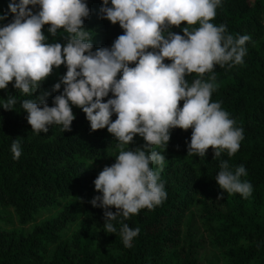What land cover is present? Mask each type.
<instances>
[{"label":"trees","instance_id":"trees-1","mask_svg":"<svg viewBox=\"0 0 264 264\" xmlns=\"http://www.w3.org/2000/svg\"><path fill=\"white\" fill-rule=\"evenodd\" d=\"M7 3L0 0V11L7 9ZM86 4L90 11L83 27L92 33L93 48L110 46L123 30L101 18V0ZM211 22L225 24L234 37L250 36L243 64L214 67L217 88L210 97L243 129V139L231 157L226 151L213 156L211 146L204 157H197L187 152L191 129L172 128L166 148H156L165 158L159 176L166 199L126 220L118 218L140 229L130 248L123 246L118 232L103 231L102 209L88 203L99 194L93 185L95 176L114 162L111 156L118 152L112 134L106 127L90 131L76 106L68 130L53 124L47 132L34 133L21 109L20 100L34 99L42 91L49 93L45 100L52 106V96L59 90L52 91L51 85L65 66L53 68L32 96L14 89L11 81L0 89V99L8 95L17 99L14 109L0 107V264H264V0H222ZM47 27L42 31L49 42L63 43L60 35L48 34ZM171 30L182 34L180 27ZM194 76L187 77L189 82ZM13 139L20 142L17 159L10 151ZM137 139L143 138L134 135L128 147L141 146ZM220 159L228 160L232 168L245 167L247 175L242 179L253 186L247 198L217 185L214 176ZM61 202L56 215L24 229L38 210H57ZM83 205L86 221L65 238L61 232L77 220ZM109 209L115 211L114 206ZM113 223L119 228L117 221Z\"/></svg>","mask_w":264,"mask_h":264},{"label":"clouds","instance_id":"clouds-1","mask_svg":"<svg viewBox=\"0 0 264 264\" xmlns=\"http://www.w3.org/2000/svg\"><path fill=\"white\" fill-rule=\"evenodd\" d=\"M221 4L222 0H101V18L118 23L123 32L110 46L96 48L92 33L83 27L90 11L86 0H8L7 9L0 11V21L12 14L0 25V89L11 81L14 89L32 96L53 68H66L51 85L52 91L59 90L52 106L45 100L47 91L19 101L31 130L47 132L53 124L68 130L76 106L90 131L106 127L117 141L114 162L95 176L99 194L88 203L102 209L103 231L118 232L125 248L132 247L140 229L122 220L166 199L159 176L165 158L156 148H166L172 128L191 129L187 152L197 157H204L209 146L215 157L225 151L231 157L240 147L243 129L210 97L217 88L214 67L243 64L250 36L234 37L225 24L211 22ZM182 21L186 26L181 27ZM45 24L47 33L60 35L63 43L49 42L42 31ZM173 26L182 34L172 31ZM16 103L12 95L0 99L5 110ZM134 135L144 143L129 148ZM10 151L13 159L19 158L20 142L13 139ZM246 175L243 165L232 168L220 159L214 179L227 193L247 198L253 186L242 179Z\"/></svg>","mask_w":264,"mask_h":264},{"label":"rangeland","instance_id":"rangeland-1","mask_svg":"<svg viewBox=\"0 0 264 264\" xmlns=\"http://www.w3.org/2000/svg\"><path fill=\"white\" fill-rule=\"evenodd\" d=\"M136 142L140 144L144 143L143 139H137ZM111 157H114V156H111ZM63 203L64 202H61V206L57 210H52L50 212H48L46 209L38 210L37 214L34 216V221L29 222L26 226H24V229L30 230L34 224H37L40 221H43L53 215H56L58 211L60 210V208L62 207ZM86 209H87V206L83 205L77 220L73 224H70L68 227H66L67 229L63 230L61 232V235H63L65 238L69 237L73 233L74 230L79 229L83 226V223L86 221ZM196 222H197V219L193 218L192 219L193 227L197 226ZM15 225L18 227V224H15ZM206 253L208 256L210 255L209 250H206Z\"/></svg>","mask_w":264,"mask_h":264}]
</instances>
